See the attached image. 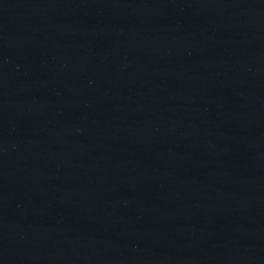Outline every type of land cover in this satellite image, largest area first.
Here are the masks:
<instances>
[{
    "label": "water",
    "instance_id": "1",
    "mask_svg": "<svg viewBox=\"0 0 264 264\" xmlns=\"http://www.w3.org/2000/svg\"><path fill=\"white\" fill-rule=\"evenodd\" d=\"M0 264H264V0H0Z\"/></svg>",
    "mask_w": 264,
    "mask_h": 264
}]
</instances>
